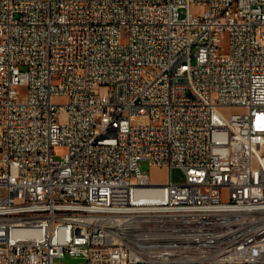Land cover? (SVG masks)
I'll use <instances>...</instances> for the list:
<instances>
[{"label": "built area", "instance_id": "2783aa9c", "mask_svg": "<svg viewBox=\"0 0 264 264\" xmlns=\"http://www.w3.org/2000/svg\"><path fill=\"white\" fill-rule=\"evenodd\" d=\"M68 255L264 264V0H0V264Z\"/></svg>", "mask_w": 264, "mask_h": 264}, {"label": "rangeland", "instance_id": "374dc122", "mask_svg": "<svg viewBox=\"0 0 264 264\" xmlns=\"http://www.w3.org/2000/svg\"><path fill=\"white\" fill-rule=\"evenodd\" d=\"M186 14L185 10L181 11L182 17H184ZM127 33L125 32L123 34V40L126 41ZM53 101L57 104H66L68 102V97L66 96H60V97H54ZM138 122H145V120L141 119L138 120ZM66 152L65 148L57 147L55 148L56 157L59 158L61 155H63ZM141 169L142 171L150 176L152 182L154 183H163L168 180V171L164 168H154L151 167L148 161H142L141 162ZM184 173L179 169H173L171 171V182L175 184L182 183L184 181ZM63 264H82L84 262V259L81 257H72V256H66L62 260L59 261Z\"/></svg>", "mask_w": 264, "mask_h": 264}, {"label": "bare ground", "instance_id": "6f19581e", "mask_svg": "<svg viewBox=\"0 0 264 264\" xmlns=\"http://www.w3.org/2000/svg\"><path fill=\"white\" fill-rule=\"evenodd\" d=\"M72 160H73V153H66L65 161H72Z\"/></svg>", "mask_w": 264, "mask_h": 264}]
</instances>
